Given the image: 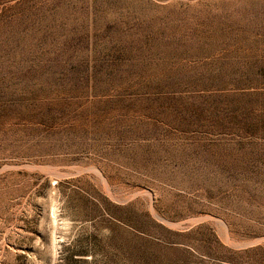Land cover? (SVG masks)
I'll list each match as a JSON object with an SVG mask.
<instances>
[{"label": "rangeland", "instance_id": "obj_1", "mask_svg": "<svg viewBox=\"0 0 264 264\" xmlns=\"http://www.w3.org/2000/svg\"><path fill=\"white\" fill-rule=\"evenodd\" d=\"M0 264H264V0H0Z\"/></svg>", "mask_w": 264, "mask_h": 264}]
</instances>
